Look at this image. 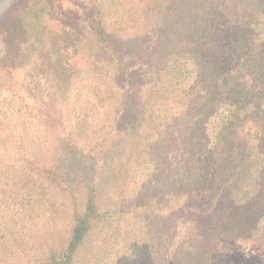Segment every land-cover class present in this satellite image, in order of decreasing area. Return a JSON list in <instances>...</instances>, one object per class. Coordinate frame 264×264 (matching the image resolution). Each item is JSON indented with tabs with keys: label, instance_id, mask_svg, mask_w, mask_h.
<instances>
[{
	"label": "trees",
	"instance_id": "16d2710c",
	"mask_svg": "<svg viewBox=\"0 0 264 264\" xmlns=\"http://www.w3.org/2000/svg\"><path fill=\"white\" fill-rule=\"evenodd\" d=\"M60 2L0 0V264H264V0H80L68 29Z\"/></svg>",
	"mask_w": 264,
	"mask_h": 264
},
{
	"label": "rangeland",
	"instance_id": "374dc122",
	"mask_svg": "<svg viewBox=\"0 0 264 264\" xmlns=\"http://www.w3.org/2000/svg\"><path fill=\"white\" fill-rule=\"evenodd\" d=\"M80 0H61L60 4L53 10L49 21L59 28L68 29L73 17L81 11ZM13 75L16 77L15 91L22 104L31 112V115L37 119H49V115L53 111L60 113V90H59V74L54 67L47 65L39 58H33L24 68L13 70ZM62 106V105H61ZM54 113V112H53ZM49 114V115H48ZM53 123V122H52ZM20 128L18 127L17 130ZM10 137L13 136L14 127L9 129ZM53 133L60 136V128H55ZM171 203L180 201L183 198L165 194ZM138 216V214H135ZM121 219L124 222L133 224L137 218L129 213L116 215L115 220ZM55 230V229H54ZM47 232L46 228L40 230L39 242L37 251L44 248L46 240L53 244H59L66 235L65 229L60 227L59 230ZM236 248L245 252V254L255 253L256 249L250 243L238 240ZM36 256V255H33ZM29 257V256H28ZM27 258V257H26ZM24 258L22 264H26L28 259ZM31 260V259H30Z\"/></svg>",
	"mask_w": 264,
	"mask_h": 264
}]
</instances>
